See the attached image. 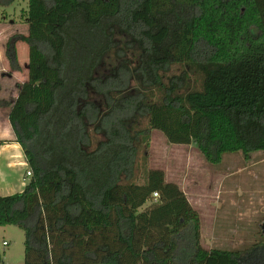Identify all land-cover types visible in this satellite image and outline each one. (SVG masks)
I'll use <instances>...</instances> for the list:
<instances>
[{
  "label": "trees",
  "instance_id": "trees-1",
  "mask_svg": "<svg viewBox=\"0 0 264 264\" xmlns=\"http://www.w3.org/2000/svg\"><path fill=\"white\" fill-rule=\"evenodd\" d=\"M22 16L29 79L0 145L32 175L0 197V227L24 232L25 264H264V235L208 251L180 187L161 170L136 179L153 131L212 166L264 151V0H28ZM7 58L18 71L13 42ZM175 65L188 71L165 84Z\"/></svg>",
  "mask_w": 264,
  "mask_h": 264
},
{
  "label": "rangeland",
  "instance_id": "rangeland-1",
  "mask_svg": "<svg viewBox=\"0 0 264 264\" xmlns=\"http://www.w3.org/2000/svg\"><path fill=\"white\" fill-rule=\"evenodd\" d=\"M27 8L28 0H14L6 7L0 3V119L4 123H0V138L2 130L6 133L7 108H11L20 86L29 79V47L21 41L29 34L22 16ZM10 42L16 51L18 71L11 69L7 58ZM185 71V66L175 65L164 74L163 82L168 84ZM191 79L193 85L197 84L196 77ZM7 139L0 142H8ZM92 139L94 150L104 137L93 134ZM146 170L163 171L166 181L177 184L185 193L200 215L204 249L244 251L260 242V235H264V151L247 157L241 152L226 154L220 165L212 166L195 145H172L161 132L153 131L149 149L145 144L139 149L138 183H144ZM151 205L149 202L141 211ZM24 244L25 234L20 228L0 227V264H25Z\"/></svg>",
  "mask_w": 264,
  "mask_h": 264
},
{
  "label": "crops",
  "instance_id": "crops-1",
  "mask_svg": "<svg viewBox=\"0 0 264 264\" xmlns=\"http://www.w3.org/2000/svg\"><path fill=\"white\" fill-rule=\"evenodd\" d=\"M10 111L11 108H7L8 118ZM0 123L4 124L1 119ZM4 129H6V133L3 134L4 130H2V138L0 140L8 138L7 140L12 142L14 140V133L9 119L6 121V127L4 126ZM11 142L0 145V197L21 194L27 185L26 175L29 171V165L21 147Z\"/></svg>",
  "mask_w": 264,
  "mask_h": 264
},
{
  "label": "built area",
  "instance_id": "built-area-1",
  "mask_svg": "<svg viewBox=\"0 0 264 264\" xmlns=\"http://www.w3.org/2000/svg\"><path fill=\"white\" fill-rule=\"evenodd\" d=\"M31 175H32L31 172L28 171V172H27V176L30 177ZM158 198H159V195H158L157 193H155V194L153 195V201L156 202ZM6 244H7V243L5 242L4 245H6Z\"/></svg>",
  "mask_w": 264,
  "mask_h": 264
}]
</instances>
